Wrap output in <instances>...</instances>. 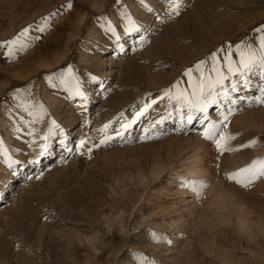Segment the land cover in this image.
Returning <instances> with one entry per match:
<instances>
[{
	"label": "rangeland",
	"instance_id": "obj_1",
	"mask_svg": "<svg viewBox=\"0 0 264 264\" xmlns=\"http://www.w3.org/2000/svg\"><path fill=\"white\" fill-rule=\"evenodd\" d=\"M71 2L68 8V0H0V41L31 26L25 50L9 59L0 48V140L21 162L9 168L0 156V264H139L141 256L154 264H264V178L248 187L226 178L264 158V105L246 106L264 80L258 70L247 73L246 86L224 63L229 45L236 66L237 43L258 47L254 30L264 25V0H180L179 14H169V0ZM122 13L138 31H126ZM214 52L229 77L224 85L238 83L230 95L240 110L227 128L234 136L227 146L237 150L223 153L204 138L202 114L194 113L189 124L183 108L182 121L176 101L163 97L177 82L188 87L185 70L198 79L200 61L205 75L215 76ZM69 66L86 103L68 90L71 81L59 82ZM26 102L33 111L42 104L43 119L32 123ZM208 117L220 119L216 105ZM105 124L112 138L100 144ZM50 127L48 153L29 165ZM146 128L151 139H141ZM82 139L86 144L77 151ZM252 139L254 146L239 148ZM195 155L208 175L200 198L185 186L198 177L179 167ZM211 188L228 202L214 201Z\"/></svg>",
	"mask_w": 264,
	"mask_h": 264
},
{
	"label": "snow or ice",
	"instance_id": "obj_2",
	"mask_svg": "<svg viewBox=\"0 0 264 264\" xmlns=\"http://www.w3.org/2000/svg\"><path fill=\"white\" fill-rule=\"evenodd\" d=\"M119 2V0H117ZM143 3V0H141ZM66 7L71 8L72 2L68 0ZM180 9V0H169V14L175 13L179 14ZM55 15V13L51 14ZM125 21H126V31H138L139 28L136 25L135 21L132 17L127 13H122ZM45 24L38 28V31L43 32L45 27L47 26V21L49 17L43 18ZM30 27H25L22 29L15 37L9 40L0 41V48H6L7 51L4 53L6 57L9 59L13 58L17 52L25 50L29 45L27 40L29 39V30ZM108 30L112 31L115 34V30L112 28L111 24L108 25ZM257 35L255 37L258 42V47H253L252 44L241 41L235 45L236 53L239 55V66H236V62L232 59V46L229 45L228 51L224 56V63L227 66L228 73L230 75L239 74L240 78L243 80L244 84L249 85V81L246 78L247 73H252L258 70L261 80H264V25L259 26L254 30ZM117 40L119 36L116 37ZM39 39V37H36ZM144 38L141 37V42H143ZM212 60V69L211 72L215 73V76L205 75L203 71V65L205 61H200L195 65V70L200 73L199 78L193 76L192 69L185 70L184 75L188 77V87L186 89H181L179 87V82L173 84L171 88L163 90V97H167L169 102L175 100L176 101V112L180 113L181 120L185 119V115L181 112V109H187L186 119L190 124L193 121L194 113L202 114L200 117V122L204 125L203 136L205 139L211 140L216 147V150L220 153L225 151H235L237 149H233L228 147V142L234 139V136L227 131L228 122L230 117L238 110L240 107L238 106V100L231 97L230 93H234L238 89V83L233 81L231 87L228 88L224 85V81L228 79V76H225L223 72L220 71L217 60V54L214 52L211 55ZM46 79L51 84L53 81L52 76L46 77ZM59 82L61 85H67L69 81L72 82V87L68 90L73 94L80 96L85 103L87 102V96L81 90L79 81L72 74L71 66L65 71L59 74L58 76ZM55 86V85H53ZM190 89V91H189ZM175 90V91H173ZM19 89H17V93H19ZM245 97H240V100L243 101ZM221 101L227 102V108H223L221 105ZM247 105L248 107H252L255 105H264V87L259 89V95L254 97H247ZM28 107L25 108L28 111L30 116H33L34 119L32 123H35L37 119H43L46 114V110L42 104H38L36 108L38 111H33L31 109L30 102H26ZM155 103V101H153ZM211 105H216L218 108L219 120H211L208 117V110ZM150 107V105H145V108L140 112H137L136 115L132 118V120L127 121L121 125V129L117 131L115 134L117 136H123L124 131L131 127L132 124L139 119L143 113ZM165 117H161L160 120L156 121V123H161ZM50 125L54 126L55 121H50ZM109 125L105 124L100 132L104 133L103 138L100 140V144L107 143L112 137L107 135V129ZM149 129H145V135L141 137V139H151L152 137L148 135ZM30 136L32 132L28 133ZM53 134L52 129L50 127L49 132L44 136L40 137L42 141L37 145L38 151L34 158L29 159L27 163L29 165H39L41 163L40 158L45 156L48 153V149L50 146L49 137ZM60 135L63 136V130H60ZM66 139V137H65ZM36 141L33 140L30 142L31 144H35ZM257 143L256 139L249 140L246 144L239 145V148H245L254 146ZM61 144H64V141L61 140ZM86 144L85 140H80L76 145L77 151H79ZM99 145H93V147H98ZM66 148V146H65ZM67 150V148H66ZM91 148H88V151L91 152ZM0 156L4 158V163L8 165L9 168H12L14 164H20L21 162L15 161L9 155L8 149L4 146L2 140H0ZM226 178L229 181H234L236 184L241 185L243 187H248L254 181L260 178H264V158H256L253 159L249 164L244 167L238 168L232 172L226 173ZM185 186L190 187L192 191L195 193L197 198L203 194V191L207 188V184L203 181H190ZM153 239L158 240L159 237L156 233H152ZM170 243V241H169ZM139 264H154V262L147 261V259L143 256L139 257Z\"/></svg>",
	"mask_w": 264,
	"mask_h": 264
},
{
	"label": "bare ground",
	"instance_id": "obj_3",
	"mask_svg": "<svg viewBox=\"0 0 264 264\" xmlns=\"http://www.w3.org/2000/svg\"><path fill=\"white\" fill-rule=\"evenodd\" d=\"M205 26V25H204ZM204 29V28H203ZM201 33V32H200ZM201 36V35H200ZM198 39V38H197ZM169 47V46H168ZM170 49V48H169ZM181 51V50H180ZM171 52V51H170ZM92 62H93V60H92ZM86 64V63H85ZM42 66H44L45 65V63H42L41 64ZM92 65V64H91ZM113 71V70H112ZM18 72V71H17ZM18 75H20V74H18ZM51 98V97H50ZM112 99V98H111ZM48 100V99H47ZM50 101V100H49ZM53 101V100H52ZM54 102V101H53ZM198 146V145H197ZM175 151V150H174ZM179 151V150H178ZM170 152V151H169ZM172 154V153H171ZM21 157V156H20ZM171 157V156H170ZM172 159V158H171ZM183 162H181L180 164H179V167L180 168H183L187 173H193V175H196L197 177H198V179H196V181H205L206 182V179H207V177H208V175L206 174L207 173V168L205 169V167L203 166V160L201 161V158H199L197 155H195V157L194 156H190V157H187L186 159H184V160H182ZM172 162V161H171ZM178 168V167H177ZM160 169V165H156L155 166V172H157L158 170ZM160 171V170H159ZM206 171V172H205ZM140 178V177H139ZM142 179V178H141ZM208 182V181H207ZM141 185V184H140ZM205 191V190H204ZM211 192L212 193H214L215 194V199H214V201L217 199V201L216 202H224L225 201V199H226V202H228L227 200V196H226V194H223L224 192L223 191H219V189L218 190H216V189H212L211 188ZM223 192V193H222ZM226 196V198H225V196ZM219 200H221V201H219ZM215 202V203H216ZM226 202H224L225 204H226ZM214 203V204H215ZM213 204V203H212ZM222 204V203H221ZM216 205V204H215ZM219 205V204H218ZM224 206H226V205H219L218 207H217V210L218 211H220V212H222V211H224L223 209H225V207ZM227 210V209H226ZM230 211V210H229ZM219 212V213H220ZM226 212V211H225ZM221 214V213H220ZM232 214V213H231ZM214 216H216V214L214 215ZM240 216V215H239ZM241 219V218H240ZM213 221V220H212ZM222 221V220H221ZM242 221H244V220H242ZM244 224H246V223H244ZM244 226V225H243ZM244 227H246V226H244ZM225 256V255H224ZM224 258V257H223ZM229 261V260H228Z\"/></svg>",
	"mask_w": 264,
	"mask_h": 264
}]
</instances>
